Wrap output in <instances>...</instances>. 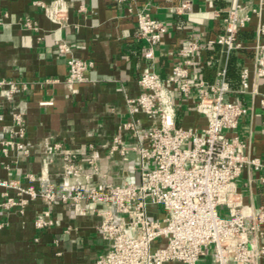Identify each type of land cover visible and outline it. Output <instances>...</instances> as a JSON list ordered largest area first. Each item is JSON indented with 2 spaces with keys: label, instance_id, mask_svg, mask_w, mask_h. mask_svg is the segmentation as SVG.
<instances>
[{
  "label": "crops",
  "instance_id": "0c3cea01",
  "mask_svg": "<svg viewBox=\"0 0 264 264\" xmlns=\"http://www.w3.org/2000/svg\"><path fill=\"white\" fill-rule=\"evenodd\" d=\"M180 1L0 0V77L28 83L26 91L11 97L9 86L0 87V178L36 190L48 180L67 194L78 183L87 187L102 179H138V174H130L137 165L136 151L130 149L128 159H124L119 151L111 150L116 136L122 137L129 147L135 143L131 133L123 129V123L129 119L126 97L140 92L138 79L146 67L167 77L179 61L180 47L192 34L204 32L206 37L215 38L223 29L222 11L236 0H191L190 10L173 12L170 7ZM241 1L258 4V0ZM129 7H146L169 26L155 46L154 58L145 56L148 46L137 36V24ZM260 20L264 22V12L261 17L253 14L239 31L245 46L240 50L227 52L220 44L203 45L196 68L199 79L210 82H218V71L226 69L230 85L226 98L240 101L248 108L238 128L230 134H238L249 143L251 153L264 160L260 102L264 77L256 76L252 48ZM62 40L69 43V52L58 51ZM71 56L94 61L86 72L88 80L75 84L74 90L65 82ZM244 66L250 72L247 92L240 91ZM176 96L180 101L178 125L204 127L207 121L197 110L195 100H182L178 92ZM48 100L53 103L41 104ZM14 111L23 113L24 136L10 131ZM5 138L14 142L6 151L2 142ZM17 142L24 146L19 147ZM56 143L66 153L77 155L76 175L67 172L62 155L48 152ZM94 156L97 173L92 172L89 162ZM259 175L260 172L245 168L237 179L244 202L257 209L264 205ZM9 196L28 201L6 206L4 202ZM44 206L40 197L34 199L27 193L21 195L17 187L0 185V264H94L97 256L108 249L98 230L101 217L93 210L97 206L94 202L58 199L51 208L54 223L40 229L35 219ZM58 251L62 253L58 255ZM199 264L212 262L205 257ZM260 264H264V258Z\"/></svg>",
  "mask_w": 264,
  "mask_h": 264
},
{
  "label": "built area",
  "instance_id": "2783aa9c",
  "mask_svg": "<svg viewBox=\"0 0 264 264\" xmlns=\"http://www.w3.org/2000/svg\"><path fill=\"white\" fill-rule=\"evenodd\" d=\"M170 8L184 13L192 8V1L181 0ZM129 11L137 24V36L147 43L145 56L154 58L155 46L169 31L168 24L146 7L137 10L129 7ZM263 12L264 0H258L257 5L236 0L222 11L223 29L215 38L197 32L183 42L178 51L179 61L167 77L150 67L143 69L138 79L140 92L126 97L129 119L123 123V129L131 133L135 143L129 147L122 137L116 136L111 146L112 152L119 151L124 159H128L130 149L136 151L137 165L130 174H138V179L127 178L122 182L102 179L87 187L78 183L69 194L48 180L40 190L1 178L0 185L17 187L21 195L27 193L43 200L45 206L35 219L40 229L54 223L51 208L58 199L94 202L97 206L93 210L101 217L98 230L108 243V249L97 256L94 264H199L205 257H210L212 264H260L264 258L261 242L264 205L257 209L245 203L237 179L245 168H251L260 172L264 188V160L253 155L249 143L238 134H230L238 128L248 108L240 101L226 98L230 91L226 69L218 71V82H210L199 79L196 65L203 45L220 44L227 52L244 48L239 31L253 14L261 17ZM263 37L264 22L260 20L252 46L257 77H264ZM57 49L63 53L71 50L65 40L58 43ZM68 63L65 82L74 90L75 84L88 80L86 72L94 61L71 56ZM249 74V68L242 67L241 92L249 89ZM5 86H9L10 97L28 89L27 82L0 77V87ZM177 92L182 100H195L197 110L206 118L204 127L178 125ZM260 102L264 121V93ZM52 103V100L41 102ZM13 119L10 131L24 136L23 113L14 111ZM2 142L5 151L14 143L6 138ZM48 152L63 156L68 173L79 172L77 155L66 153L59 143L49 147ZM89 162L92 172L97 173L96 157ZM27 201L24 197L9 196L4 205H23Z\"/></svg>",
  "mask_w": 264,
  "mask_h": 264
},
{
  "label": "rangeland",
  "instance_id": "374dc122",
  "mask_svg": "<svg viewBox=\"0 0 264 264\" xmlns=\"http://www.w3.org/2000/svg\"><path fill=\"white\" fill-rule=\"evenodd\" d=\"M222 214H225V211H222Z\"/></svg>",
  "mask_w": 264,
  "mask_h": 264
}]
</instances>
